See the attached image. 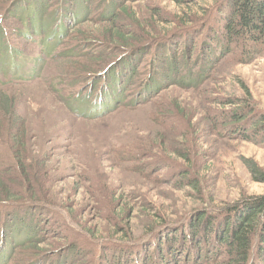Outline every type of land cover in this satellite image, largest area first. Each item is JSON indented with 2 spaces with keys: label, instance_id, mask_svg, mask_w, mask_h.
<instances>
[{
  "label": "rangeland",
  "instance_id": "1",
  "mask_svg": "<svg viewBox=\"0 0 264 264\" xmlns=\"http://www.w3.org/2000/svg\"><path fill=\"white\" fill-rule=\"evenodd\" d=\"M103 2L93 1L92 14ZM49 3L55 7L59 0ZM131 3L142 19L148 18L156 7L166 14H180L172 0ZM226 7L224 0H197L194 9L201 13L212 12V15L217 13L213 27L222 33L223 26H227L222 14L227 11ZM206 23L195 29L192 37L190 33L180 31L171 32L167 37L168 40L179 37L176 41L179 52L187 49L190 53L194 46V66L201 58L202 45L209 38L206 29L209 21ZM102 24L92 20L75 30L99 28ZM12 25L16 26V23ZM209 26L212 29V25ZM18 43L21 53L34 54L33 57L40 54L31 46L23 47L22 41ZM154 47L149 43L139 52L140 72L126 92V104L106 117L94 120L78 118L77 113L78 109L96 103L89 92L94 82L102 79L101 72L97 71L105 69L107 64L103 69L93 66L89 52L82 50L83 56L77 59L67 57L63 55L65 45L64 51L54 52L44 65L40 62L36 66L38 76L26 81L15 78L18 75L8 69L0 71V102L4 101V107L0 103V174L10 173L6 175L9 183L16 180L22 184L24 171L16 160L18 153L25 159L27 174L35 170L38 173L35 182L27 183L26 191L29 192L32 183L38 185L39 191H44L45 197L55 204L54 207L47 206V212H55L60 206L66 212H73L74 221L84 230L94 228L100 232L98 236L110 239L119 230L114 228L115 223L111 220L113 211L124 212L121 228L128 226L131 241L142 242L141 247L153 239L145 229L156 219L155 214L161 213L171 220L173 225L166 228L169 230L186 226L203 212L194 205L196 194L186 186L188 179L182 174L187 171L192 172L193 177L195 174L200 176L206 202L210 204L208 212L218 215L220 220L222 215L215 212H222L221 209L233 203L242 204L246 198L264 195V182L255 181L243 161L251 158L264 172V138L258 136L253 141L246 140L243 134H233L224 127L229 122L225 113L234 109L232 100L245 96L242 82L252 93L256 107L264 111V52L248 50L246 57L237 51L226 54L213 68L212 76L199 87L184 88L170 83L153 98L143 101L136 90L140 87V75H148L149 67L153 70L155 62L150 57L155 54ZM107 58L111 61L109 65H118L123 57L112 51ZM76 62H83L91 67V72L97 73L84 74L86 79L77 85L76 90L83 87L77 92L84 97L86 105L75 100L70 106L68 97L62 98L59 91L63 95L66 85L67 88L71 86V80L65 82V86H55L54 82L63 75H77L78 69L74 73L71 68ZM20 63L26 75L35 70L30 58ZM181 71L180 78L187 74L186 70ZM102 83L95 89L97 93ZM73 93L75 90L70 91V95ZM178 108L187 112L188 120L177 116ZM6 110L10 112L7 116ZM218 113L222 118L219 129L214 130ZM188 148L194 151L191 166L187 161H181V153L188 154ZM123 149L125 153L119 158L117 153ZM16 183L15 187L10 184L11 192L20 191ZM24 187L25 183L21 189ZM251 210L250 205L244 204L239 212ZM192 212L196 213L191 216ZM50 218L51 215L45 217L47 221ZM49 232L40 235L38 243L42 246L60 242L64 234ZM168 232L171 231L166 234ZM112 254L109 253L111 258Z\"/></svg>",
  "mask_w": 264,
  "mask_h": 264
},
{
  "label": "trees",
  "instance_id": "2",
  "mask_svg": "<svg viewBox=\"0 0 264 264\" xmlns=\"http://www.w3.org/2000/svg\"><path fill=\"white\" fill-rule=\"evenodd\" d=\"M93 1L59 0L52 7L50 0H0V71L8 69L18 75L15 78L26 81L38 76L36 66L40 62L44 65L54 52L64 51L65 45L64 56L77 59L83 56L82 50H85L84 53L89 52L93 57L89 60L93 66L104 68L107 64L105 69L97 71L101 72L102 79L98 78L89 92L96 103L78 109L77 115L81 119L104 118L126 104V92L140 72L137 57L149 43L155 45L152 48L155 54L150 57L155 64L153 70L149 67L148 75H140V87L136 93L143 101L153 98L164 85L170 83L184 88L199 87L212 76L213 68L226 54L237 51L246 57L251 50L264 52V0H224L227 11L222 14L226 17L227 26H223L222 33L213 27L217 13L212 15V12L201 13L194 9L197 0H172L179 7L180 14H166L156 7L145 19L131 3L139 0H97L104 2L92 14ZM11 20L16 26L10 23ZM92 20L103 24L99 28L75 30V27ZM207 20L209 38L202 45L201 58L194 66V46L190 53L187 49L179 52L176 42L179 37L172 40L167 37L177 31L190 33L192 37L195 29L204 27ZM209 25H212V29ZM21 41L23 47L31 46L40 54L33 57L34 54L21 53L18 43ZM112 51L116 55L122 54L120 64L109 65L111 61L107 55ZM25 58H30L35 66L31 75H26L24 68L21 69L23 65L20 61ZM71 66L73 72L78 69L77 75L71 73L56 78L54 85L65 86V82L67 84L71 80V86L64 88L69 95H62V91H59V95L65 99L67 96L70 106L75 100L85 104L84 97L77 92L83 87L76 88L86 79L84 74H94L96 71L91 72V67L83 65V62ZM181 69L186 70L187 74L180 78ZM100 83L102 87L97 93L95 89ZM241 87L245 96L232 100L234 109L225 113L229 122L224 127L233 134H243L246 140L253 141L258 136L264 138V111L256 107L252 93L243 82ZM72 90H75L73 94L76 96L70 95ZM0 103L4 105V101ZM178 109L177 116L188 120L187 112ZM8 114L10 112L6 110V116ZM221 118L218 113L214 130L219 129ZM124 153L123 149L117 156L120 158ZM181 155V161H187L191 166L194 151L188 148V154L185 152ZM16 160L24 171L22 184L16 183V180L9 183L6 175L10 173L0 174V264H14L16 260L17 264H264V195L246 198L242 204L233 203L221 209L222 212H215L222 215L220 220L218 215L208 212L210 204L206 202V191L200 176L195 174L193 177L192 172L187 171L182 174L188 179L186 186L196 194L194 205L203 212H199L186 226L169 230L166 228L173 225L171 220L161 213L155 214L156 219L145 229L153 239L141 247L142 242L131 241L128 226L121 228L120 219L124 212L113 211L114 218L111 220L115 223L114 228L119 229L112 234L115 239L98 236L100 232L94 228L84 230L74 221L73 212H66L60 206L55 212H47V206L54 207L55 204L45 197L44 191H39L38 185L33 183L29 192L26 191L27 183L38 179L37 171L27 174L25 159H21L17 153ZM243 161L253 179L264 182V172L259 165L251 158ZM15 183L20 190L16 193L11 192L10 188V184L15 187ZM23 183L24 190L21 189ZM244 204L250 205L253 210L239 212ZM47 215H51L48 221L45 219ZM48 231H51L49 234L54 231L66 232V235H61L58 243L42 246L38 240L41 234ZM167 231L171 232L166 234ZM109 253H113L112 258Z\"/></svg>",
  "mask_w": 264,
  "mask_h": 264
}]
</instances>
